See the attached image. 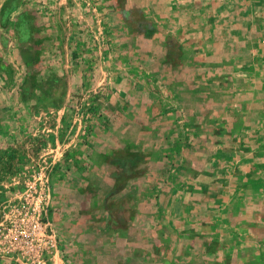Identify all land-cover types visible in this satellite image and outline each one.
<instances>
[{
  "label": "rangeland",
  "instance_id": "rangeland-1",
  "mask_svg": "<svg viewBox=\"0 0 264 264\" xmlns=\"http://www.w3.org/2000/svg\"><path fill=\"white\" fill-rule=\"evenodd\" d=\"M45 179L46 264H264V0H0V224Z\"/></svg>",
  "mask_w": 264,
  "mask_h": 264
},
{
  "label": "built area",
  "instance_id": "built-area-1",
  "mask_svg": "<svg viewBox=\"0 0 264 264\" xmlns=\"http://www.w3.org/2000/svg\"><path fill=\"white\" fill-rule=\"evenodd\" d=\"M45 183L46 179L42 184L27 181L18 194L10 218L0 224V255L14 258L20 264H46L55 247V236L44 219Z\"/></svg>",
  "mask_w": 264,
  "mask_h": 264
},
{
  "label": "crops",
  "instance_id": "crops-1",
  "mask_svg": "<svg viewBox=\"0 0 264 264\" xmlns=\"http://www.w3.org/2000/svg\"><path fill=\"white\" fill-rule=\"evenodd\" d=\"M261 215H263V217H264V214H261ZM263 217L259 216L257 219H254V218L249 219L250 222L247 223L246 225L243 224L244 226H241V225L239 226V225L235 224L233 231L241 232L239 238L236 239V243L238 242V245H240L241 242L244 241V240L251 239L249 237V235H250L249 232H253V231H262V232H264V218ZM247 221H248V219H246V222ZM222 225L225 227L226 224L222 223ZM256 225L259 226L260 228L254 229V226H256ZM225 229H226V227H225ZM223 230H224V228H223ZM245 232H247L248 235H246ZM254 240L256 241L255 245L258 244L259 247L264 248V238L254 239ZM239 242H240V244H239ZM242 245L245 246V245H249V244L248 243H246V244L243 243ZM263 262H264V260H263Z\"/></svg>",
  "mask_w": 264,
  "mask_h": 264
}]
</instances>
